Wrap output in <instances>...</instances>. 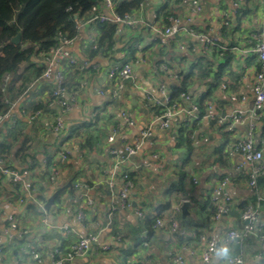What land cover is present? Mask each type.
<instances>
[{
    "label": "crops",
    "instance_id": "0c3cea01",
    "mask_svg": "<svg viewBox=\"0 0 264 264\" xmlns=\"http://www.w3.org/2000/svg\"><path fill=\"white\" fill-rule=\"evenodd\" d=\"M167 13L179 18L186 30L160 45L155 30L166 25ZM135 16L134 28L117 27L112 50L106 55H93L95 49L89 44V35L96 40L100 36L98 23L86 24L75 17V36L68 50L76 59L88 60L89 67L78 76L63 66L65 86L74 98L69 102L70 96L63 97L69 106L64 113L52 95L57 69L45 62L41 53L35 52L9 77L7 111L0 120V158L12 170L29 171L36 197L32 199L21 188L17 191L8 178L0 176V244L5 252L0 264H35L31 251L40 254V264H50V250H65L89 233L96 235L92 246L97 253L65 264H173L172 251L178 252L185 264H204L200 258L202 238L210 234L217 240L213 264H229L226 258L237 256L243 264H261L264 259V247L256 238L238 243L226 237L230 227H241L240 215L246 207L256 208L257 222H264V176L250 187L251 168L237 171L239 157L232 152L248 130L245 117L252 110V80L257 70L254 36L263 30L264 0H144ZM189 30L212 38L221 49L203 56ZM129 59L136 60L131 77L114 80L111 88L107 70ZM163 65L183 75L192 73L186 93L195 103L205 95L204 104L211 107L209 116L207 112L189 115L190 104L180 96L172 98L171 86L181 81L170 80L161 70ZM44 71H48L47 77ZM161 85L181 108L165 130L155 121L163 110ZM121 113L129 115L131 126ZM57 118L63 126L55 134ZM218 119H223V124H218ZM261 127L262 121L253 140L264 163ZM148 128L149 136L140 149L115 170L110 151L123 155L124 147ZM114 129L117 131L109 142ZM61 153L68 154L61 158ZM54 169L59 178L49 186L48 176ZM121 171L134 178L129 208L121 206ZM226 177L230 179L226 188L231 198L229 211L214 222L210 195ZM110 178L113 188L107 184ZM68 182L73 191L63 189L47 212L38 208L35 200L44 206ZM80 195L91 202L84 204L81 219L77 217ZM257 197L262 200L258 202ZM184 200L190 203V215L179 221L177 243L171 246L163 227L155 226L154 221ZM136 210L142 212L141 218ZM9 215L28 232L22 238L3 233L4 218ZM104 245H109L110 251L100 250Z\"/></svg>",
    "mask_w": 264,
    "mask_h": 264
},
{
    "label": "built area",
    "instance_id": "2783aa9c",
    "mask_svg": "<svg viewBox=\"0 0 264 264\" xmlns=\"http://www.w3.org/2000/svg\"><path fill=\"white\" fill-rule=\"evenodd\" d=\"M120 1L124 0H100L85 16H83L79 20L84 21V23L86 24L99 23L114 25L116 26V28L119 25L134 28L137 23V17L135 15L125 14L121 17L114 12L116 4ZM102 10H105L106 12L104 11L103 13ZM165 21L166 25L160 27V29L155 30V33L158 36V43L160 45H165L169 38L178 35L181 30H186L182 26L181 20L175 16L169 15L165 17ZM262 25L263 30L254 36L256 45L253 49V53L256 60L257 70L252 80V110L245 117V120L248 123V130L245 137L241 140H238L232 148V152L236 153L239 157L236 170L239 171L244 168H251L248 184L253 188L256 185L255 180L258 177L264 176V163L262 161L263 154L261 149L255 146L253 140L254 132L256 128L261 124L264 107V18ZM189 33L197 40L198 44H200V51L203 56L211 53L213 49L217 51L221 49L220 47L215 46L212 38L206 35L197 34L192 30H189ZM57 40V46L51 48L48 53L42 55L45 62L57 69L54 74L55 83L52 95L55 101L54 103L57 104L61 112L64 113L69 106L67 100L63 99V97L65 98L67 97V95H70L68 94L67 88L65 86V75L62 68L63 66H66L67 68L75 72L78 76H81L87 72L89 61L78 60L69 52L68 49L73 41V38L59 37V39ZM89 44L92 49H95L97 46V40L93 35H89ZM134 47L136 50L141 49L139 45H134ZM179 48L183 50L184 46L181 45L179 46ZM135 63L136 60L129 59L122 65H112V67L107 70L106 76L111 88L114 80L129 79L131 77L132 69ZM161 70L165 74H167L168 78L173 82L179 83L183 77V74H181L179 70H171L167 65L161 66ZM43 75L47 77L48 71H44ZM8 79V76L3 79V91ZM159 91L163 95V110L159 115L155 116V121H159L160 127L165 130L169 128V120H171L174 115L181 112V108H179L177 106V103L171 100V98L165 94L164 86L161 85ZM180 97L190 104V110L187 111V114L190 115L198 113L197 103L194 102L195 98L193 96L187 93H182ZM68 101L73 102L74 98L70 96ZM5 103H8L6 97ZM51 105L52 104H50V106ZM206 112L209 116L211 112L210 105L207 106ZM121 117L125 120L128 126L132 125V121L129 119L128 114L121 113ZM1 118L2 115L0 114V120ZM217 122L221 125L223 124V119H218ZM62 126V119L57 118V121L53 127V132L55 134L59 133ZM229 130H231V128H229ZM116 131L117 129L112 130L111 135L108 138L109 142H112L113 136L115 135ZM149 131L150 128L141 132L140 137L135 139L132 145H126L124 147L123 155L119 156L115 151H110L111 156L115 160V170H118L120 168L121 164L124 163L125 158L134 155L140 149L143 139L149 136ZM66 154L61 153L60 157L65 158ZM153 156L154 158H157V155ZM29 175L30 173L28 170L15 171L10 169L0 158V176L8 178L13 188H16V186H18L19 188H21V190L25 191L29 196H31L32 199H34L33 194L35 192V188L29 180ZM58 178L59 172L56 169L51 170L48 176V185H55ZM118 180L120 182L119 196L121 200V206L123 208H129L131 207L130 192L134 186V178L129 175L128 171H121L118 174ZM193 182L196 183V180H194ZM229 183L230 179L226 177L222 179L211 192L210 205L214 211L212 215V219L214 222L219 221L222 217L228 214L231 198L226 192V188ZM107 184L109 188H113V178H110L107 181ZM78 198L79 205L77 209V217L81 219L84 204L88 205L91 202L89 200H85L82 195H80ZM261 200V197H257L258 202ZM19 202H22V200H19ZM34 202L37 204L38 208L43 210V205L40 202L36 200ZM135 214L139 218L142 217V212L138 210L135 211ZM179 214V204H173L165 212L157 215L154 221L155 226L163 227L171 243V246L177 243L178 233L180 230ZM256 215V208H254L253 206L246 207L240 215V220L243 222V224L240 228L230 227L226 233L227 239L238 243H243L247 238L254 237L258 241H260L262 246L264 247V222H257L258 220ZM4 221L5 225L2 228L4 234L14 233L18 238H22L28 233L26 230L18 226L11 215L6 216L4 218ZM95 242L96 235L94 233H89L85 236H80L78 240L72 242L65 250L54 248L48 252L50 264H65L75 258H82L90 252L96 254L97 251L93 250L92 246ZM202 242L204 243V249L200 255L201 261L204 264H213V261L218 254L217 240L213 234H210L207 237H203ZM110 248L111 247L109 245H104L100 250L108 252L110 251ZM185 249L187 251L189 250L188 248ZM4 256L5 252L2 244H0V261ZM30 257L35 264L41 263V256L39 253L31 251ZM169 257L173 264H185L183 257L178 252H170ZM226 260L229 264H243L242 259L238 256L226 258ZM146 264H148V262H146Z\"/></svg>",
    "mask_w": 264,
    "mask_h": 264
},
{
    "label": "trees",
    "instance_id": "16d2710c",
    "mask_svg": "<svg viewBox=\"0 0 264 264\" xmlns=\"http://www.w3.org/2000/svg\"><path fill=\"white\" fill-rule=\"evenodd\" d=\"M100 0H0V114L7 111L5 95L7 83L3 91V79L15 74L18 66L29 60L33 54H46L58 44L59 37L75 36V17L81 19ZM144 0H124L116 4L114 12L118 16L135 15V11L143 6ZM169 16L168 13L164 15ZM100 36L97 46L92 51L109 54L112 50L113 37L117 30L114 25L99 24ZM20 34L18 44L10 40ZM36 48V49H35ZM192 77L189 72L183 75L179 85L170 88L172 98H177L188 90V82ZM204 98L197 101L198 114L206 113ZM182 133V132H181ZM179 144L183 138L179 134ZM132 177V174H129ZM184 180V176L181 177ZM181 180V181H182ZM257 179L255 180L256 183ZM17 191L19 187L15 188ZM36 195L34 196V198ZM167 207V206H165ZM158 212V211H156ZM160 212V211H159ZM212 213H214L212 209Z\"/></svg>",
    "mask_w": 264,
    "mask_h": 264
},
{
    "label": "water",
    "instance_id": "95a60500",
    "mask_svg": "<svg viewBox=\"0 0 264 264\" xmlns=\"http://www.w3.org/2000/svg\"><path fill=\"white\" fill-rule=\"evenodd\" d=\"M177 37V36H176ZM20 41V34H17L15 37H13L11 40H10V43L12 44H18ZM0 51H1V48H0ZM262 131H264V107H263V115H262V127H261ZM68 188L70 191H73V188H72V185H71V182H68L64 187L62 188H59L58 190H56L45 202L43 208L45 210V212H47L49 210V207L53 204L54 202V199L57 197V195L63 190V189H66ZM189 206H190V203L189 201H182L180 206H179V210H180V218H179V221H183L185 220L189 215ZM260 263L261 264H264V259L260 260ZM134 264H141V263H134Z\"/></svg>",
    "mask_w": 264,
    "mask_h": 264
}]
</instances>
